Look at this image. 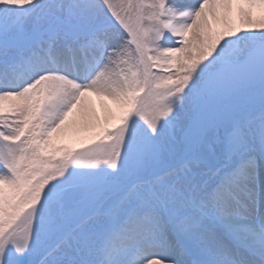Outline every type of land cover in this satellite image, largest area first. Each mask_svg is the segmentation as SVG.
<instances>
[{
  "label": "snow or ice",
  "instance_id": "obj_1",
  "mask_svg": "<svg viewBox=\"0 0 264 264\" xmlns=\"http://www.w3.org/2000/svg\"><path fill=\"white\" fill-rule=\"evenodd\" d=\"M0 264H264V0H0Z\"/></svg>",
  "mask_w": 264,
  "mask_h": 264
},
{
  "label": "rangeland",
  "instance_id": "obj_2",
  "mask_svg": "<svg viewBox=\"0 0 264 264\" xmlns=\"http://www.w3.org/2000/svg\"><path fill=\"white\" fill-rule=\"evenodd\" d=\"M91 99H92L93 103H95L97 105V111L99 112L100 109H99L98 101L96 100L95 97H91ZM90 140H91V134L82 133L78 138H75V139L70 140V141H65V143L68 147L76 148V147H81L84 144H87L88 142H90Z\"/></svg>",
  "mask_w": 264,
  "mask_h": 264
}]
</instances>
